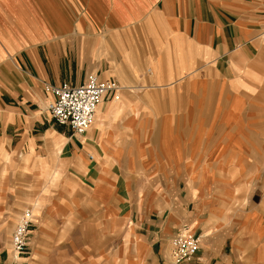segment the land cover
Instances as JSON below:
<instances>
[{
  "label": "crops",
  "instance_id": "obj_1",
  "mask_svg": "<svg viewBox=\"0 0 264 264\" xmlns=\"http://www.w3.org/2000/svg\"><path fill=\"white\" fill-rule=\"evenodd\" d=\"M262 33L264 0H0V244L24 205L46 216L38 237L50 227L58 204L46 192L60 169L108 200L113 177L107 167H135L122 153L156 151L162 153L151 163L156 177L184 184V195L153 204L125 237L144 226L156 245L185 224L200 247L180 264H264V187L237 192L243 164L257 185L264 111L217 112L212 127L208 113L200 123L193 113L208 102L209 87L221 89V104L234 106L244 103L241 88L260 86ZM90 73L159 96L105 98L86 133L71 136L52 120L46 107L53 95L44 85H78ZM172 103L171 112L161 109ZM143 119L160 120L157 144L144 139L149 120ZM116 156L120 163L112 162ZM118 197L116 212L130 211L131 218L126 198ZM34 226L35 220L28 245ZM134 247L140 258L146 245L136 240ZM162 259L175 264L167 248Z\"/></svg>",
  "mask_w": 264,
  "mask_h": 264
},
{
  "label": "rangeland",
  "instance_id": "obj_2",
  "mask_svg": "<svg viewBox=\"0 0 264 264\" xmlns=\"http://www.w3.org/2000/svg\"><path fill=\"white\" fill-rule=\"evenodd\" d=\"M259 83V87L241 88L240 96L241 101L244 103L234 106H231V103L229 105L221 104L220 102L224 100L221 89L216 86L209 87L207 92L208 102L203 104V106L196 104L194 107V118L197 111L199 116V119L196 118L194 120L200 123L203 119L200 115L208 113L210 117L208 121L210 125L208 127H212L217 122L214 118L217 112L233 110L240 112L264 111V80ZM120 85L123 86L122 83ZM152 90L151 88L123 87L117 100L121 99L124 92L129 95L158 97L159 95L157 93L153 94ZM237 90L240 89H234L233 92L235 93ZM227 99L229 100L230 97H227ZM246 99L247 102H245ZM256 100L257 103L254 102ZM174 106V103L163 105L161 109H169L171 112ZM141 120L138 119V121ZM143 120L148 121L149 119ZM174 121H172L173 124H175ZM148 122L147 131L149 134L144 136V139L148 140L147 143L157 144L158 135L153 133H156V125H159L160 120L150 119ZM240 122L246 123L247 121L243 120ZM245 128H248L247 125ZM152 137L156 141L150 142ZM161 154L156 151L122 153V158L123 156H126V158L128 156L130 159L126 160V163H130V165L138 164V166L107 167V172L111 171L113 177L112 193H110L111 197L108 200H104L102 195L93 192V189L85 180L79 182L69 181L66 178L73 181V177L67 176L68 171L65 167L60 169L59 175L55 177V180L48 181V191L46 192L48 199L57 201L58 204V209L50 216V221H52L50 227L45 228L46 231H43L42 234H39L41 236L38 237L39 221L46 216H44L43 211H40L39 216L34 215L31 205L22 206L16 214L7 238L0 244V249H3L0 254V264H157L156 258L159 259V264H163L162 258L166 255V248L170 255L169 242L162 241V243L153 245L151 238H146L144 226H142L143 228H138L137 232L128 239L125 237L129 227L144 219L145 215L148 216L147 213L151 211L150 207L153 204L157 205L163 200H172V198L176 197L175 194L184 195V184L164 183L160 182L156 177L155 172L159 169L152 166L151 163L159 160ZM146 157L150 160V166L139 165V162L142 159H146ZM118 158L121 157L116 156V161L112 162L120 163ZM243 165L239 167L240 188L237 192L241 195H247L249 190H255L257 186H259L258 190L264 187V185H259L264 180V151L257 152L258 168L255 176H257L258 180L256 186L253 182L250 184V181L255 177L253 178L252 173L249 174L247 164ZM116 176H118V181L115 183ZM249 185H252L253 189ZM118 193H122L126 198L128 208L132 211L131 218L130 216L128 217L131 213L130 211L129 213L116 212ZM242 200L238 201V204L241 205ZM26 208L31 211L32 221L35 220L29 245L27 244V251L17 258L9 259V252H11L9 244L10 234L18 216ZM136 240L140 244L146 245V249L140 258L137 257L134 247ZM11 256L12 254H10ZM139 259L142 260L140 261Z\"/></svg>",
  "mask_w": 264,
  "mask_h": 264
},
{
  "label": "built area",
  "instance_id": "obj_3",
  "mask_svg": "<svg viewBox=\"0 0 264 264\" xmlns=\"http://www.w3.org/2000/svg\"><path fill=\"white\" fill-rule=\"evenodd\" d=\"M44 89L53 95L46 107L52 120L68 127L71 136H80L90 128L100 102L105 98L117 100L122 87L115 80H102L90 73L81 84L74 85L64 81L59 85L45 84ZM89 159H92V155H89ZM31 223L30 209H23L10 239L11 251L15 258L27 251V236ZM169 243L170 258L175 264L192 259L200 247L199 236L189 232L185 224L170 238Z\"/></svg>",
  "mask_w": 264,
  "mask_h": 264
},
{
  "label": "bare ground",
  "instance_id": "obj_4",
  "mask_svg": "<svg viewBox=\"0 0 264 264\" xmlns=\"http://www.w3.org/2000/svg\"><path fill=\"white\" fill-rule=\"evenodd\" d=\"M9 253H11V254H12V256H11V257L14 259V258H15V254H13L12 252H9Z\"/></svg>",
  "mask_w": 264,
  "mask_h": 264
}]
</instances>
